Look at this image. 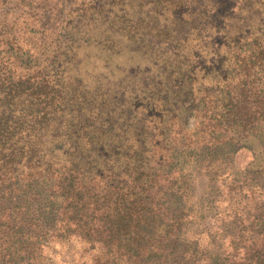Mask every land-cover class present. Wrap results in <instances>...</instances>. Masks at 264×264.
I'll return each instance as SVG.
<instances>
[{
    "label": "trees",
    "instance_id": "trees-1",
    "mask_svg": "<svg viewBox=\"0 0 264 264\" xmlns=\"http://www.w3.org/2000/svg\"><path fill=\"white\" fill-rule=\"evenodd\" d=\"M56 3L0 11V264L71 232L104 251L84 264H195L196 177L244 147L264 189V0ZM253 214L244 255L204 264H264Z\"/></svg>",
    "mask_w": 264,
    "mask_h": 264
},
{
    "label": "rangeland",
    "instance_id": "rangeland-1",
    "mask_svg": "<svg viewBox=\"0 0 264 264\" xmlns=\"http://www.w3.org/2000/svg\"><path fill=\"white\" fill-rule=\"evenodd\" d=\"M62 1L70 3L74 0H0V11L12 7L30 21L48 5L50 8L57 2L56 7ZM126 63H129L127 56L116 58L113 63L116 68L111 76L121 79L125 73L132 72ZM250 159L251 152L243 147L235 153L230 165L218 164L220 168L213 182L204 175L196 177L195 189L188 198L191 221L185 229V234L194 239L201 252L195 264L205 263L203 252L215 255L220 252L225 259H238L254 236L256 240L261 235L262 229L251 223L255 209L264 208V189L254 185L256 178H247L243 172ZM103 252L98 243L77 232L64 233L43 245L31 264H84Z\"/></svg>",
    "mask_w": 264,
    "mask_h": 264
}]
</instances>
